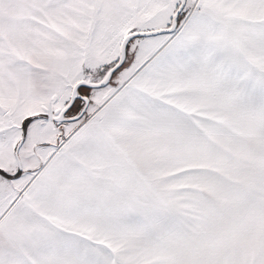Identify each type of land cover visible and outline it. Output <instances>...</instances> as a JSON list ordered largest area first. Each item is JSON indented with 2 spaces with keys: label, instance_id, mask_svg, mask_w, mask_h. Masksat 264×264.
<instances>
[{
  "label": "snow or ice",
  "instance_id": "snow-or-ice-1",
  "mask_svg": "<svg viewBox=\"0 0 264 264\" xmlns=\"http://www.w3.org/2000/svg\"><path fill=\"white\" fill-rule=\"evenodd\" d=\"M0 264H264V0H0Z\"/></svg>",
  "mask_w": 264,
  "mask_h": 264
}]
</instances>
